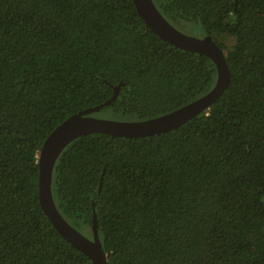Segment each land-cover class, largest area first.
<instances>
[{"label":"trees","instance_id":"trees-1","mask_svg":"<svg viewBox=\"0 0 264 264\" xmlns=\"http://www.w3.org/2000/svg\"><path fill=\"white\" fill-rule=\"evenodd\" d=\"M153 1L214 38L230 83L168 132L72 141L53 168L56 207L91 236L95 205L108 264H264V0ZM216 78L133 0H0V264H92L39 201L38 156L61 122L100 104L92 115L154 118Z\"/></svg>","mask_w":264,"mask_h":264},{"label":"water","instance_id":"water-1","mask_svg":"<svg viewBox=\"0 0 264 264\" xmlns=\"http://www.w3.org/2000/svg\"><path fill=\"white\" fill-rule=\"evenodd\" d=\"M133 2L146 25L162 39L179 48L199 52L211 58L216 64L217 78L214 86L207 93L164 115L132 121L92 115L101 110L103 104H100L69 116L47 136L38 156L40 205L56 230L68 242L86 254L92 264H108V255L99 235L95 205H93L92 234L87 236L66 221L53 198V168L63 150L75 139L93 133L120 137H145L176 129L208 110L230 83V71L224 51L212 36L197 37L182 32L163 16L153 0H133ZM117 90L118 88L108 102L117 97ZM101 187L102 179L99 192Z\"/></svg>","mask_w":264,"mask_h":264},{"label":"rangeland","instance_id":"rangeland-1","mask_svg":"<svg viewBox=\"0 0 264 264\" xmlns=\"http://www.w3.org/2000/svg\"><path fill=\"white\" fill-rule=\"evenodd\" d=\"M177 28L181 30L182 32L192 35V36H197V37H203L204 36V31L203 28L197 25H177ZM225 42L227 45L233 44V38H226Z\"/></svg>","mask_w":264,"mask_h":264}]
</instances>
